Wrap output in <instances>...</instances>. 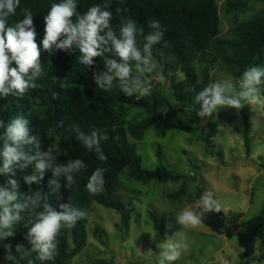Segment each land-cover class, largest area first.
Wrapping results in <instances>:
<instances>
[{"label":"trees","instance_id":"obj_1","mask_svg":"<svg viewBox=\"0 0 264 264\" xmlns=\"http://www.w3.org/2000/svg\"><path fill=\"white\" fill-rule=\"evenodd\" d=\"M253 1L264 0H227L226 10L229 12L244 11ZM60 0H20V5L14 15L9 17V25H14L23 18L22 9H31L33 21L37 33L36 42L40 45V61L44 67V75L37 81L42 87L30 90L23 98L14 96L0 97V120L7 123L17 114L29 120V127L40 136L45 147L50 144L59 146L62 153L58 157L59 162H67L72 159H81L87 165L86 170L75 175V183L68 187L62 180L60 194L63 200L56 197H49L54 208L58 209L59 203L68 202L71 198L72 204L84 210L87 215L79 220L71 229H62L58 236V255L52 261L41 262L35 259L33 253L31 259L35 264H72V259L79 254L87 245L88 232L87 222L91 206L94 203L115 209L120 214L121 227L123 230L130 229V209L118 197L116 189L120 184V175L124 170H129V177L147 184L151 181L165 183L168 181L180 182L182 174L172 171L164 162V153L158 148L156 156L158 164L154 169L144 167L142 157L138 153L137 144L132 141L142 140L145 132L150 127H156L164 122L163 110L169 109L167 117H175L176 109L169 98L162 93L158 85L151 77L150 94H135L132 97L126 96L123 91L115 86L109 91L97 87L93 79V72L103 71V58H94V65L91 68L77 62L78 50L67 52L63 50L45 51L42 47L44 35V15L50 9L52 3H59ZM110 5L113 13L112 25L119 34L120 15L130 16L137 22V26L144 29L146 35L149 31L148 22L159 20L162 27L166 29L164 41L153 46V57L157 60L164 72L175 74L181 72L184 79L171 80L173 97L180 103L200 111L201 105L194 104V96L212 83L209 75V65L217 55H220L234 69V76H242L245 69L250 66H264V8L250 19L240 22L230 30V37L220 36V17L216 0H77L78 12L83 13L95 4ZM123 7L126 11L117 14L115 9ZM137 42L142 46L143 37L138 35ZM167 42L168 47L164 48L166 57L159 55V50ZM210 54L212 59H210ZM109 58L119 57L108 54ZM200 63L201 69H197L194 63ZM11 66H15L14 64ZM134 67V63H133ZM264 95V93H262ZM130 108H137L145 113V117L139 121L128 122L126 113ZM243 118L248 124L249 107L242 109ZM63 120V127L57 124ZM223 120V113L211 121L207 130L201 131V139L205 147L209 149L213 138ZM78 125L85 133L93 128L102 132L106 131L109 137L101 141L103 154L107 156L106 162L97 159L95 151H89L76 138L71 131L73 125ZM53 127L55 131L52 136L47 135V129ZM196 129V128H194ZM3 129H0L2 134ZM245 146L249 148V132L244 133ZM2 166V158H0ZM107 169L105 173V185L101 193L93 195L86 189L89 177L96 167ZM31 174V166L28 169H16L15 177L19 183L18 191L22 194L32 191H48L47 182L52 178L51 171L46 172L44 179L39 185H27L23 177ZM9 176L0 175V186L7 187ZM186 195L185 183L182 182L179 188L168 193V199L178 200ZM190 196V194H188ZM199 210V207L197 208ZM154 229L157 231L154 246L167 239L163 217L155 212H149ZM24 215V214H22ZM203 223L214 233L221 234L227 225V216L224 211L220 213H208ZM258 236L264 247V205L258 216ZM29 226L23 222L17 224L14 235L11 236V254L16 256L15 260H8L4 264H27V260H21L15 251L17 244H23L30 248L26 239ZM105 230L96 226L93 230L94 237L106 244L104 239ZM100 264H114L100 263Z\"/></svg>","mask_w":264,"mask_h":264},{"label":"clouds","instance_id":"obj_2","mask_svg":"<svg viewBox=\"0 0 264 264\" xmlns=\"http://www.w3.org/2000/svg\"><path fill=\"white\" fill-rule=\"evenodd\" d=\"M20 5V0H0V97L14 96L23 98L30 90L42 85L37 81L45 74L40 61L41 48L36 42V30L31 9H22L23 18L14 25H9V17L14 15ZM110 5L105 3L90 6L87 11L78 12L77 0H60L52 3L44 15V35L42 47L45 51L63 50L73 52L78 50L77 62L91 68L94 58H103V71L93 72L97 87L109 91L118 86L123 93L132 97L140 93L150 94L151 77L163 82L165 76L158 71L159 64L153 57V46L164 41L166 29L159 20L148 22L151 30L146 35L144 29L130 16L120 15L119 34L112 25L113 13L108 10ZM117 14L126 11L123 7L115 9ZM143 37L142 46L138 45L137 36ZM165 42L159 50L162 58L166 57ZM108 54L119 57L109 58ZM134 63V67H133ZM15 65L14 67L11 65ZM264 66H250L244 70L237 85L231 79L209 83L207 87L194 96V104H200L201 110L197 116L211 117L217 109H242L264 107ZM61 120L57 127H63ZM0 175L9 176L8 186H0V240L14 235L17 224L23 222L29 226L26 239L31 245L25 248L17 244L15 251L21 260L27 264H35L31 259L41 262L52 261L58 255V236L62 229H71L84 219L87 213L75 207L71 198L66 203H59L58 209L52 206L49 197L63 200L60 194L62 180L71 187L75 175L86 170L87 165L79 158L59 162L62 154L59 146L50 144L44 146L39 135L29 127V120L17 114L5 123L0 120ZM55 129L49 127L47 135L52 136ZM71 131L89 151H95L97 159L107 161L103 154L101 141L109 139L107 132L93 128L85 133L78 125H73ZM31 166V174L23 177L24 182L31 186L39 185L45 173L51 171L52 178L48 180V191H32L22 194L18 191L19 183L12 178L16 169L24 170ZM104 167H96L86 184L90 194L96 195L103 191L105 185ZM222 203L214 197L211 191L202 194L199 210L186 207L176 214L177 221L183 229L196 228L208 213H220ZM24 214V215H22ZM180 239H167L158 245L161 249L158 264H171L177 261L188 245L182 233H177ZM8 252L7 259L15 260L11 254V245L4 246Z\"/></svg>","mask_w":264,"mask_h":264},{"label":"rangeland","instance_id":"obj_3","mask_svg":"<svg viewBox=\"0 0 264 264\" xmlns=\"http://www.w3.org/2000/svg\"><path fill=\"white\" fill-rule=\"evenodd\" d=\"M226 1L216 0L223 38H229L233 27L264 8L261 1H253L244 11L229 12ZM212 56L215 55L210 54V59ZM194 66L201 69L198 62ZM158 71L163 72L165 80L161 82L153 76L154 82L169 98L177 114L167 117L169 109L166 108L162 112L164 122L150 127L142 140H131L137 144L144 167L157 166L156 150L160 148L167 167L183 178L180 182L144 184L130 178L129 170H124L115 195L133 209L130 229L123 230L120 214L115 209L94 203L88 215L87 245L72 264H158L161 249L160 243L154 246L157 231L149 214L151 210L163 217L167 239L178 240L181 237L176 235L181 232L188 245L171 264H264V247L258 236V216L264 205V107L253 108L244 102L249 107L248 124L242 114L244 107L217 109L211 117L201 118L196 115L198 110L178 103L173 97L171 80L175 77L181 81L184 74L164 72L160 65ZM209 75L212 82L231 79L237 87L242 77L234 76V69L220 55L209 65ZM220 112L222 123L207 149L200 133L207 130ZM144 117L145 113L137 108H130L126 113L128 122ZM245 131L249 132V148L244 142ZM182 182L186 195L169 200L168 193L177 190ZM206 191L220 200L221 210L227 216L226 229L221 234L214 233L203 222L196 228L183 229L177 221L176 214L184 208L197 210L200 197ZM96 226L105 230L106 244L94 237ZM10 241L11 237L0 240V264L8 262L4 246L10 245Z\"/></svg>","mask_w":264,"mask_h":264},{"label":"crops","instance_id":"obj_4","mask_svg":"<svg viewBox=\"0 0 264 264\" xmlns=\"http://www.w3.org/2000/svg\"><path fill=\"white\" fill-rule=\"evenodd\" d=\"M73 259H74V258H73ZM73 259H72V260H73Z\"/></svg>","mask_w":264,"mask_h":264}]
</instances>
